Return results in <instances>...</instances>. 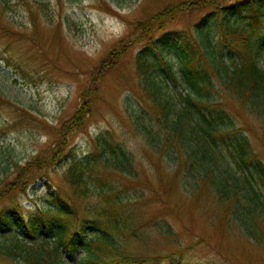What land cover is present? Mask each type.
<instances>
[{
  "label": "rangeland",
  "instance_id": "obj_1",
  "mask_svg": "<svg viewBox=\"0 0 264 264\" xmlns=\"http://www.w3.org/2000/svg\"><path fill=\"white\" fill-rule=\"evenodd\" d=\"M116 1L29 0L26 4L13 0L9 19L0 17V190L16 180L15 164L30 167L45 150L57 149L62 141L66 146L65 156L55 162L34 165L26 191L5 198L1 208L12 209L16 201L26 216L55 209L51 194L70 191L64 174L73 159L84 158L93 151L95 138L110 132L134 152L142 181L149 180L145 185L116 178L120 194L127 199L118 214L119 231L113 234L114 259L145 256L147 264H264V244H247L236 228L227 226L224 209L219 212L210 194L203 193L194 207L183 190L172 191L168 185L162 188L158 173L151 167L155 156L131 126V112L137 113L139 106L145 108L147 102L152 103L141 89L134 64L140 45L132 47L121 61L119 56H109L120 42H133L138 22L153 19L171 3L180 5L185 0ZM187 1V8L167 29H191L203 15L193 9L195 2ZM107 56L108 63L104 64ZM259 62L264 69V49ZM174 75L165 70L158 81L163 94L178 101L188 86L180 74ZM222 97V106L234 103L227 94ZM89 101L92 105L90 102L87 106L90 111L84 121L86 127L74 133L68 126L61 130ZM233 106L248 124L261 129L258 116L235 103ZM257 147L264 161V146L258 143ZM159 187L167 191L166 197L155 196L151 190ZM69 197L75 199L71 191ZM75 202L79 220H92L100 210L97 193ZM78 225L74 222L71 231ZM222 231L226 233L223 236ZM85 232L89 236L94 230L88 228ZM16 235L29 247L45 252L55 249L52 234L27 238L19 230H0V264H23L24 255L18 250L16 256L8 255L6 250ZM60 256L61 264H88L81 245L74 258L67 252H60Z\"/></svg>",
  "mask_w": 264,
  "mask_h": 264
},
{
  "label": "trees",
  "instance_id": "obj_2",
  "mask_svg": "<svg viewBox=\"0 0 264 264\" xmlns=\"http://www.w3.org/2000/svg\"><path fill=\"white\" fill-rule=\"evenodd\" d=\"M19 1L29 4V0ZM12 2L0 0L1 18L9 19L7 13L14 10ZM187 2L171 3L154 14L153 19L138 22L133 42H120L119 48L113 49L109 56H119L121 61L132 47L140 45L134 64L141 89L152 103L147 102L145 108L139 106L137 113L131 112V126L155 156L151 167L158 173L162 188L168 185L169 190H183L194 207L203 193L210 194L219 212L224 209L227 226L236 228L247 244L261 245L264 244V161L257 146L258 143L264 146V69L259 62L264 49V0H191L195 2L193 9L204 12L203 15L191 29H167L187 8ZM106 59L104 64L108 63V56ZM165 70L173 76L180 74L188 86L178 101L166 97L159 86L158 78H162ZM223 93L245 112L258 116L261 129L258 131L248 124L233 102L231 106H222ZM90 102H84L61 130L66 126L73 133L84 129ZM127 103L128 99L124 105ZM64 144L62 141L57 149L39 154L30 167L15 164L16 180L0 190V230H19L27 238L52 234L55 249L45 252L29 247L16 235L6 249L8 255L16 256L20 252L24 255L23 264H61L60 252L74 258L81 245L88 264H147L149 259L145 256L114 259L113 234L119 231L118 214L127 199L120 194L116 178L145 185L149 180L142 181L134 152L110 132L98 135L93 151L82 159H73L64 174L65 187L76 200L97 193L100 210L92 220L78 219L75 199L67 198L70 191L66 190L51 194L55 209L50 211L26 216L16 201L12 209L1 208L5 198H11L16 191H26L27 177L34 165L55 162L65 154ZM151 190L155 196L168 195L160 187ZM74 222L79 225L71 231ZM88 228L94 232L86 236ZM225 234L222 231V236Z\"/></svg>",
  "mask_w": 264,
  "mask_h": 264
}]
</instances>
